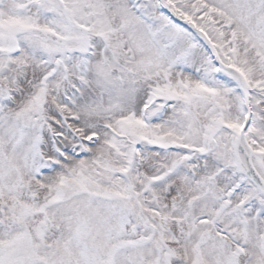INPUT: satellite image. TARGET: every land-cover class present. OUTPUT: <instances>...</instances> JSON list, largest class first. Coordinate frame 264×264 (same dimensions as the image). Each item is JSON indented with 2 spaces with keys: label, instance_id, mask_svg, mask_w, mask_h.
Segmentation results:
<instances>
[{
  "label": "snow or ice",
  "instance_id": "6c2138e0",
  "mask_svg": "<svg viewBox=\"0 0 264 264\" xmlns=\"http://www.w3.org/2000/svg\"><path fill=\"white\" fill-rule=\"evenodd\" d=\"M0 264H264V0H0Z\"/></svg>",
  "mask_w": 264,
  "mask_h": 264
}]
</instances>
